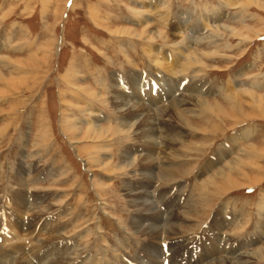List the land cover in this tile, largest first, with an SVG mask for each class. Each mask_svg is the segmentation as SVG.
I'll return each instance as SVG.
<instances>
[{
    "label": "rangeland",
    "instance_id": "1",
    "mask_svg": "<svg viewBox=\"0 0 264 264\" xmlns=\"http://www.w3.org/2000/svg\"><path fill=\"white\" fill-rule=\"evenodd\" d=\"M152 1L0 0V68L5 66L7 74L28 85L16 83V88L8 87V94H0V248L13 246L22 238H32L34 243L46 241L44 235L59 226V244L69 249L67 264H211L212 258L264 264L254 252L264 246V227L260 226L264 220V180L252 185L238 178L248 186L224 192L208 184L217 172L227 170L230 160L247 156L254 145L264 151V110L248 97L254 93L264 97V6L260 0H167L166 7ZM147 6L152 11L151 21L156 19L155 29L166 31L169 38L146 41L129 35L117 37L104 29V20H110L113 29L124 25L142 31L144 26L134 19L132 8L146 10ZM209 17L213 20L205 27ZM223 25L234 31L225 30ZM195 28L202 29L204 38H199L202 35H197ZM171 33L180 39L171 38ZM187 45L190 50L175 64L177 48L182 46L184 51ZM125 47L129 55L121 51ZM146 47L149 51L158 47V64L154 63L156 54L152 59ZM5 57L10 65L5 64ZM72 63L77 69L72 81L75 85L67 78ZM166 63L170 67L164 69ZM120 76L125 79L126 88L120 89L127 100L148 106L154 113L157 141L168 144L169 139L183 140L182 145L167 151L174 153L169 161L159 152L161 148L156 153L158 179L152 191L160 193L157 206L166 210L165 220L170 216L163 222L165 239L156 243L144 232L146 227L139 229L131 223L136 208L125 184L139 172L132 168L125 173L118 167L124 145L133 144L139 152L148 145L129 138V134H115L109 145L103 140H71L64 129L72 119L83 129L92 127L86 121L91 112L85 107L94 114L98 111L104 125L116 126L117 110L109 101L116 91L110 84L113 79L120 83ZM77 85H90L103 100L79 92ZM177 85L179 92L174 89ZM196 98L211 101L218 108L209 111L191 101ZM183 99L184 109L179 112L191 123L175 119L177 115L172 113L163 119V110L169 111ZM122 118L124 123L137 119L131 114ZM96 142L109 150L102 160L114 163L112 173L106 171L101 159H89L100 154L93 148ZM263 153L255 159L262 168ZM164 172L174 179H164ZM257 172L264 178L262 169ZM171 224L175 226L168 230ZM5 226L14 235L7 242L2 236ZM76 240L77 247L71 248ZM39 250L28 243L12 257L17 259L29 251L26 255L33 264H49L60 258L50 256L52 259L44 262L46 253Z\"/></svg>",
    "mask_w": 264,
    "mask_h": 264
},
{
    "label": "bare ground",
    "instance_id": "2",
    "mask_svg": "<svg viewBox=\"0 0 264 264\" xmlns=\"http://www.w3.org/2000/svg\"><path fill=\"white\" fill-rule=\"evenodd\" d=\"M152 1V0H151ZM153 2V1H152ZM155 3L159 2L160 4H163V6L166 7L167 5V0H154ZM257 2V1H256ZM158 3V4H159ZM247 3V2H246ZM260 5L264 6V2L262 0H260ZM249 4V3H248ZM151 4H148V6L151 7ZM146 5H144L145 7ZM148 6L146 7V10H142L140 8H132L133 10V15H134V19H138L139 23H141L144 26V29L142 31H138L135 28H130V27H126L124 25L121 26H117L114 29L111 27V23L112 22H108L104 20V29L106 31H108V33H110V35H117V37H121L124 35H129L128 37H134V38H138V39H142V40H146V41H157V39L160 38H166V37H170V34L166 33V31L164 32L163 30L160 29H155V20H153V22L151 21V16H150V12H152L151 10H149ZM156 9V8H153ZM152 9V10H153ZM167 9V8H166ZM168 10V9H167ZM218 11V10H217ZM216 12V11H215ZM218 14L220 16L221 13L218 12ZM215 14L216 16V20L219 19V15ZM99 15V14H96ZM92 16V15H90ZM164 18L166 17V15L163 16ZM154 18V17H153ZM163 18V19H164ZM223 18V17H222ZM94 19V18H93ZM209 20H205V24L204 26L206 27L210 21H212L213 19L211 17L208 18ZM181 21H184L182 19H180ZM215 20V21H216ZM223 20V19H222ZM95 21V20H94ZM99 21V20H98ZM179 21V20H178ZM189 19L185 20L184 22H188ZM214 21V22H215ZM183 23V22H182ZM212 23V22H211ZM217 23V21H216ZM180 24V21H179ZM99 25V24H98ZM103 26V25H102ZM204 27V28H205ZM219 27V26H218ZM224 29H228L231 30L232 32L234 31V29H230L229 26L223 25ZM158 28V27H157ZM184 29V27L182 28ZM194 29V27L192 28ZM220 30V28H218ZM195 30H197V35L199 33L202 32V29L200 28H195ZM209 30V29H208ZM236 30V29H235ZM239 31V30H238ZM260 31V30H259ZM218 33V32H217ZM195 35V34H194ZM200 35H202V37L200 36L199 38H204L203 34L201 33ZM215 35V34H214ZM179 38L181 36H177V34L171 33V38ZM195 37V36H193ZM253 37V36H252ZM248 38V37H246ZM180 39V38H179ZM252 39V38H251ZM189 40V38H188ZM191 41V40H190ZM147 44V43H146ZM149 44V43H148ZM151 45V44H150ZM153 45V44H152ZM121 47V46H120ZM150 47V46H149ZM148 47V48H149ZM182 47V46H180ZM177 48V59H175V64L177 63V61L182 58L184 56V52L186 53V51L190 50V45L185 46L184 51L181 48ZM42 48V47H41ZM147 48V47H146ZM148 48L146 49L147 51ZM182 50V51H181ZM51 51V50H50ZM125 53L128 54V50L125 48H123V50ZM39 52V51H37ZM48 52V51H47ZM157 52H158V47H154L152 48L148 54L151 53V57L153 59V57H155L156 54V60L154 61V63H159L157 61ZM45 54V52H43ZM38 54V53H37ZM36 54V55H37ZM40 54V53H39ZM129 55V54H128ZM36 57V56H34ZM50 57V56H48ZM127 58V57H126ZM5 59L7 60V62H5V64L10 65V59L9 57H5ZM31 59H35V58H31ZM48 59V58H47ZM39 58H38V62H39ZM109 60V59H108ZM197 63H199L198 61H200V59H196ZM41 61V60H40ZM133 61V60H132ZM18 62V61H17ZM153 62V61H152ZM162 62V61H160ZM28 63V62H27ZM134 63V62H133ZM165 64V63H164ZM175 64H173L172 62V67L175 68ZM34 64H31L30 67H33ZM12 67V66H11ZM35 67V66H34ZM164 69L169 68L170 65H168L166 63L165 66H163ZM4 68H6L5 66L0 68V84H3L4 87L0 86V94L2 95H6L10 92L9 88H16V83H19V85L21 86H26V88L28 87L26 81H24L23 79L20 78H16L14 77V75H9L7 74V72L4 71ZM12 69V68H11ZM171 69V68H170ZM76 65L75 63H72L69 73H68V77L67 78H71V80L69 81L71 84L75 85V80H76ZM67 73V72H66ZM70 74V75H69ZM72 74V75H71ZM133 76V75H132ZM131 76V77H132ZM129 77V76H128ZM116 78V77H115ZM163 77H161L162 79ZM118 80H120V83H116L115 80L113 79L112 84L113 87H111L112 89L114 88V90L116 91L115 94H113L112 97L109 98V101L112 105V107L117 110V119H118V124L116 126H112V124H107L104 125L102 123V119H101V114L96 111L94 114V111L92 112L91 108L89 107L88 109L85 107V110H89L91 112L90 114V118L88 117V119L86 120L88 122V124H92V127L90 126V128L88 129H83L82 126L80 125V123L76 120V119H72L70 120V124L66 125L64 127L66 133L68 135H70L71 140L75 138V140H77V138L80 140H87V139H91V140H103L105 143H109L112 141L113 137L115 134L117 135H126L129 134V138L132 137L133 140H135L134 138H137L136 140L141 142V143H146V145H148V147H146L145 149H142L139 152V147H137L136 149L134 148L133 144L130 146H126L125 145L122 147V149L120 150L121 154V160L118 164L119 170L123 171L125 173L127 172H132V168H135V171H138L139 173L135 174V177L133 180L128 181L125 186L128 187V194L130 195V200L133 203L132 205L135 206L136 208V216L134 218L133 221H131L132 224L134 225H138L139 229H141L142 227H146L144 232L147 233V236H149V238L153 241L159 239L158 241L165 239L162 237V233H165L164 228L166 226H163V222L167 221L168 219H170V216L167 218V220H165L164 214L166 213V210L161 211L158 206L157 203L160 201L159 199V194H154V192L152 191V188L155 186L157 179H158V175L156 174V165H157V159H156V153L158 152V150L160 149L159 152H162L163 154V158L166 159L167 161H169L170 159H173L174 157V153L170 152L167 153L168 150H171L172 147H174V145H180L182 143V141H178V140H174L175 142H172V140L167 142L168 144H161L158 140V130L155 125V115L153 112H151V109H147L148 106H144V105H139V104H131V102H129L128 99L125 97L124 92L120 89V87L126 88L125 84V79L123 81V77L120 76V78H117ZM67 80V79H66ZM74 81V82H72ZM160 82V81H159ZM115 83V84H114ZM168 83V82H167ZM232 83V82H231ZM130 84V83H129ZM132 84V83H131ZM166 84V83H165ZM77 85L76 87L78 88V91L80 92V90H82V93H84L85 95L89 96L92 99H100L101 101L103 100L101 96V93L98 94L97 92H93L92 91V87L90 85ZM108 86V85H107ZM138 86V85H137ZM167 86V85H166ZM188 86V85H187ZM195 86V85H194ZM199 86V85H198ZM169 87V86H168ZM168 87L165 88L166 90H168ZM110 88V89H111ZM128 88V87H127ZM11 89V90H12ZM111 89V90H112ZM139 89V88H138ZM173 89V88H172ZM175 91L179 92L178 89H180V86L177 85L176 88H174ZM181 90V89H180ZM186 90V88L184 89ZM196 90V89H195ZM249 90V89H248ZM162 91H165L164 88ZM252 91V90H251ZM249 91V92H251ZM174 92V91H173ZM161 93V92H160ZM165 93V92H164ZM254 93V92H253ZM158 94V93H157ZM166 94V93H165ZM170 94V93H169ZM196 94V93H195ZM164 95V94H163ZM246 95V94H245ZM256 94H249L248 97L250 98V100H253V104H255V106L258 109L264 110V97H257L255 96ZM173 96V95H172ZM163 97V96H162ZM191 97V96H190ZM189 97V98H190ZM155 98V97H154ZM195 98V97H194ZM235 98V97H234ZM134 100V99H133ZM170 101V100H169ZM193 102H195L198 106L202 105L204 107L207 108V110L211 109L214 110L215 108H218L217 106H215L214 104L211 103V101H204L201 99H194L191 100ZM137 102V101H136ZM180 102V101H178ZM156 103V102H155ZM153 103V104H155ZM175 103V102H174ZM240 105H241V101H239ZM184 99L183 101H181L179 104H174L171 107H169V111L167 110H163L164 112L161 114V116H165L168 115L170 113L172 114H176L177 116L175 117V119H180L181 122H185V124H190L191 122L185 118V116L179 112V109H184ZM188 104V103H187ZM239 106V105H238ZM204 108V109H206ZM242 109V105L239 106V109ZM165 109V108H164ZM222 109V107H221ZM189 110V109H187ZM223 110V109H222ZM233 110V109H232ZM154 111V110H153ZM160 111V110H159ZM210 111V110H209ZM218 111V110H217ZM183 112V111H182ZM260 112V111H259ZM215 113V112H214ZM232 113V112H231ZM127 114H131V115H135L136 121H126L125 123L123 122V118L122 115H127ZM156 114V113H155ZM159 114V115H160ZM158 115V113H157ZM171 116V115H170ZM219 116V115H218ZM71 117V116H70ZM161 117V118H162ZM104 118V117H103ZM158 118V117H157ZM236 118V117H234ZM116 119V118H115ZM164 119V117H163ZM129 120V118H128ZM162 120V119H161ZM172 120H169V122ZM158 122V121H157ZM164 122H166V119L164 120ZM173 122V121H172ZM174 124V123H173ZM165 125V124H164ZM167 125V124H166ZM172 125V124H171ZM187 126V125H186ZM89 127V126H88ZM162 127V126H160ZM170 127V126H168ZM185 127V126H184ZM201 128V127H200ZM167 129V128H166ZM199 129V128H197ZM206 129V128H205ZM205 129H200V130H204ZM160 130V128H159ZM163 131V130H162ZM176 132V131H175ZM181 132V131H179ZM170 133V132H169ZM178 133V132H177ZM176 133V135H177ZM79 134H82L80 136H77ZM171 135V134H170ZM173 135V134H172ZM180 135H182L180 133ZM174 136V135H173ZM172 136V137H173ZM175 137V136H174ZM180 137V136H179ZM178 138V136H177ZM236 138V137H235ZM166 139V140H168ZM175 139V138H174ZM186 139V138H185ZM131 142H134V141ZM162 140V139H161ZM236 140V139H235ZM103 142V143H104ZM138 142V143H139ZM170 142V143H169ZM163 143V141H162ZM166 143V142H165ZM97 145H95L94 143V147L93 148H97L100 151V154L95 155L92 157L89 156L90 160H94L96 162H98V160H102V158L106 159L107 156L110 154L109 151L106 147H102L103 144H99L96 142ZM129 144V143H128ZM150 144V145H149ZM107 145V144H106ZM182 145V144H181ZM254 145V144H253ZM91 147V146H90ZM176 148V147H175ZM178 148V147H177ZM248 149V148H247ZM173 150V149H172ZM175 150V149H174ZM174 152V151H173ZM264 151H262L259 146L254 145L253 147H251L250 153L245 154L247 156L243 155H239L236 159L234 160H230L228 165H227V170H222L219 173L217 172V175L213 176L212 178H210L208 180V184H211L212 186H215L216 189H219L218 191H230L233 188H240L243 186H248V183H252L253 184H257L260 183L262 180H264V178L262 177L263 175L259 174L258 168H260V170L262 169L264 171V168H262L261 166H259L258 164V160L255 161V159H259L262 156V153ZM97 153V151H96ZM107 153V154H106ZM109 153V154H108ZM138 154V157H135ZM233 153V152H232ZM106 154V155H105ZM177 154V153H176ZM264 154V153H263ZM112 155V153H111ZM168 155V156H167ZM118 159V158H117ZM99 162H102V164H104L106 166V171L107 172H113L115 170H113L112 168L115 166L113 162H105L103 163V160ZM162 160V159H161ZM112 161V160H111ZM227 161V160H226ZM90 163V162H89ZM95 163V162H94ZM168 164V163H167ZM210 166V165H209ZM212 166V165H211ZM249 167V168H248ZM252 167V168H251ZM209 168V167H208ZM257 173V174H251V169ZM134 171V170H133ZM207 171V169H206ZM26 172V171H25ZM209 172V171H208ZM49 173V172H48ZM47 173V174H48ZM203 173V172H202ZM205 173V172H204ZM207 173V172H206ZM162 177L165 179L167 177H169L171 180L174 179L173 177H171L170 175H167L165 172L162 173ZM21 175V174H20ZM131 175V174H130ZM213 175V174H212ZM15 176V175H14ZM17 176V175H16ZM19 176V175H18ZM35 176V175H34ZM45 176V175H44ZM43 176V177H44ZM134 176V175H133ZM38 178V177H35ZM209 178V177H208ZM243 180V181H247L248 183H240L239 179ZM130 179V178H129ZM133 183V184H132ZM27 185V184H26ZM251 185V184H249ZM229 186L231 189H229ZM156 187V186H155ZM100 188V187H99ZM206 188V187H205ZM156 189V188H155ZM39 193V192H38ZM127 195V194H126ZM46 196V195H45ZM33 197V196H32ZM162 198V196H161ZM26 199V198H25ZM40 201V200H39ZM42 202V201H41ZM191 203V202H190ZM41 204V203H40ZM31 205V204H30ZM170 204H167L166 206H169ZM18 206V205H17ZM16 206V207H17ZM19 207H17L18 209ZM167 208V207H166ZM28 209V208H27ZM26 211V210H25ZM64 212V211H63ZM23 213V212H22ZM49 214V213H48ZM172 219V218H171ZM6 220V219H4ZM2 221V220H1ZM8 221V220H7ZM169 222V221H168ZM4 223V222H3ZM145 223H147L145 225ZM6 224V223H4ZM32 224V223H31ZM56 225V224H55ZM167 225V224H166ZM1 226V225H0ZM10 226V225H9ZM8 226V227H9ZM43 226H45L43 224ZM175 225L171 224V227H168L167 229L170 230L172 228H174ZM260 226L264 227V220H261L260 222ZM57 227L59 226H55V227H51V233L44 235V237H46L45 239H47L46 241H41L40 243H34V241L31 239H27V238H22L21 242L17 243V244H13V246H8V247H2L0 248V264H7L8 260L11 258V264H15L17 263L16 261L19 262V264H33L34 262H30V260L28 259V256L26 254H28V252H26L25 254L22 253L20 255L19 258H15L12 257L15 254H20L21 250H24V247L29 243V244H33L34 248L35 247H39V249H43L44 246L49 245L45 250H39L40 252H42L43 254L46 253V256L44 258V262H47L52 256L56 257L57 255L60 256V258H53L54 261L50 262L49 264H67V257L69 256L67 251L69 250L68 248H64L65 244L64 243H60V237L58 235L59 230L57 229ZM62 227V226H61ZM1 229V228H0ZM2 236L4 238V241L7 242L8 240H11L14 238L13 235V231L11 229V231L6 230L7 227H3L2 228ZM144 229V228H143ZM16 230V229H15ZM63 230V229H62ZM176 230V228H175ZM1 231V230H0ZM264 231V230H263ZM17 232V231H16ZM43 232V231H42ZM140 233V232H139ZM167 233V232H166ZM54 234H56V240L54 239ZM77 234V233H76ZM144 234V233H143ZM72 235V234H71ZM144 236V235H143ZM41 237V236H40ZM65 237V236H64ZM63 237V238H64ZM244 237V236H243ZM17 238V237H16ZM49 238H51V241L49 242ZM78 237L76 236V239ZM38 239V238H37ZM67 239V238H65ZM42 240V239H41ZM58 240V241H57ZM16 241V239H15ZM22 241L26 242L23 244ZM65 241V240H64ZM72 241V240H70ZM146 241V240H144ZM149 241V240H148ZM18 242V241H17ZM49 243V244H48ZM160 243V242H159ZM59 244V246H58ZM77 240L75 243L70 244L71 248L77 247ZM80 246V245H78ZM1 247V246H0ZM32 249V248H31ZM33 250V249H32ZM31 250V251H32ZM49 252V253H48ZM255 254V258L264 260V246L261 247L257 252L256 250L254 251ZM146 253V252H145ZM39 254V253H38ZM221 254V252H220ZM240 254V253H239ZM250 254V253H249ZM254 253L250 254V256H252ZM35 255V254H34ZM37 255V253H36ZM154 255V254H153ZM157 255V254H156ZM51 256V257H50ZM75 258V254L72 255ZM249 256V255H248ZM31 257V256H30ZM37 257V256H36ZM155 257V256H154ZM157 257V256H156ZM214 257V256H213ZM246 257V256H245ZM158 258V257H157ZM156 258V259H157ZM169 258V257H168ZM31 259V258H30ZM52 259V258H51ZM56 259V260H55ZM155 259V258H154ZM200 259V258H199ZM216 259V258H215ZM215 259L212 258L211 264H236L234 261H216ZM228 259V258H227ZM238 259V258H237ZM249 259V258H248ZM41 260V259H40ZM76 260V258H75ZM88 260V259H87ZM211 260V259H210ZM244 260V259H243ZM242 260V261H243ZM165 261V260H164ZM167 261V260H166ZM209 261V260H207ZM69 262V261H68ZM149 262V261H148ZM160 262V261H159ZM162 262V261H161ZM195 262V260H194ZM250 262V261H249ZM39 263V262H38ZM37 263V264H38ZM41 263V262H40ZM48 263V262H47ZM152 263V262H151ZM173 263V262H172ZM239 262H237L238 264ZM259 263V261L254 262V264ZM74 264H81V263H74ZM155 264V263H154ZM163 264V263H162ZM193 264V263H192ZM197 264V263H196ZM199 264V263H198ZM242 264V263H240ZM245 264V263H243ZM250 264V263H249Z\"/></svg>",
    "mask_w": 264,
    "mask_h": 264
}]
</instances>
